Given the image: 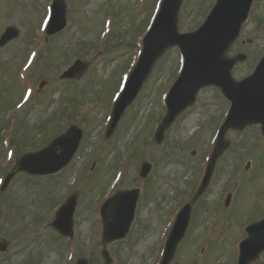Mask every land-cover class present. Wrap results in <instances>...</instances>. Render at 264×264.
I'll list each match as a JSON object with an SVG mask.
<instances>
[{"label":"rangeland","instance_id":"374dc122","mask_svg":"<svg viewBox=\"0 0 264 264\" xmlns=\"http://www.w3.org/2000/svg\"><path fill=\"white\" fill-rule=\"evenodd\" d=\"M65 1L66 27L47 36L43 26L52 0H0V33L9 25L20 32L0 48V141L15 134L18 149L8 147L19 155L46 146L60 129L59 134L72 124L86 131L66 168L46 176L16 172L1 192L0 244L7 247L0 250V264H75L80 258L87 264H103L99 205L116 189L140 187L129 232L107 245L110 264H157L172 221L203 175L219 124L214 118L221 120L223 114L216 106L221 101L213 98L211 88L201 90L197 102L165 131L163 140L158 144L152 140L149 121L152 118L154 128L165 114L163 94L179 74L182 59L174 47L158 60L106 136L113 92L121 74L134 65L140 50L137 42L160 0ZM213 1L184 0L179 31L197 28ZM236 43L234 53L242 49L256 55L264 49V0H253ZM76 58L86 61L88 70L78 80L59 79ZM254 58L239 64L234 75L247 74ZM42 80L45 85L39 88ZM25 90L30 95L23 97ZM18 131L32 136L33 143L23 142ZM253 133L251 128L248 140H242L244 147L239 145L238 132L226 135L235 142L234 149L200 197L204 208L192 209L189 227L170 264H236L246 225L264 217V148ZM144 136L150 143H142L147 141ZM0 145L1 157L7 148ZM137 145H143L144 154ZM253 151L260 157L244 170ZM14 159L0 160L1 179L12 170ZM143 161L153 164L147 178L139 174ZM229 192L232 201L226 208L223 202ZM71 195L76 196L74 235L65 238L51 222ZM263 260L264 253L252 264Z\"/></svg>","mask_w":264,"mask_h":264},{"label":"water","instance_id":"95a60500","mask_svg":"<svg viewBox=\"0 0 264 264\" xmlns=\"http://www.w3.org/2000/svg\"><path fill=\"white\" fill-rule=\"evenodd\" d=\"M181 0H164L160 12L153 26L145 36V49L128 84L117 100L111 122L113 127L139 89L142 81L149 72L152 63L168 47L176 44L184 56V67L181 75L171 88L168 97V113L162 120L156 134L161 137L163 130L174 117L191 104L198 89L210 83H219L223 86L226 96L232 101V109L219 131V137L208 164L200 191L207 185L212 165L216 156L226 146L223 140L224 132L229 127L242 128L248 122L262 120L264 123V109H259L257 99L264 96V58L256 71L245 80L234 83L230 77V69L234 59L225 60L223 55L234 41L252 0H217L210 14L201 27L192 33L179 34L176 30V13ZM66 6L62 0L52 3V15L47 28L48 34H53L65 26ZM18 32L13 28L2 35L0 44L15 38ZM243 59V56H238ZM86 65L79 60L68 70L62 73L61 78H73L84 71ZM263 84V90L258 85ZM112 128H110L111 130ZM80 138V131L71 127L63 136L56 138L49 147L36 153L26 154L19 161V168L30 172H54L65 165L73 155ZM60 153L56 154V150ZM33 159V161H31ZM30 161V163H28ZM150 165H143V173L149 170ZM9 175L5 184H7ZM138 190L128 193H118L107 199L101 206L103 225L102 256L106 264L110 262L105 249L106 242L125 236L133 218ZM75 198L72 197L60 209L54 224L66 234L71 235L72 212ZM190 205L180 211L173 228L166 241L163 258L160 264H168L182 238L188 224ZM249 236L240 244L238 264H248L264 249V220L247 227ZM77 264H85L80 260Z\"/></svg>","mask_w":264,"mask_h":264}]
</instances>
